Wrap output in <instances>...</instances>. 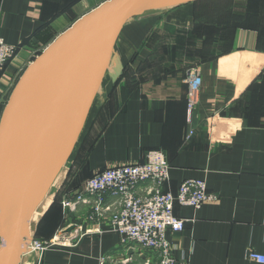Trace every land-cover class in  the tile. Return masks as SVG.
<instances>
[{"label":"crops","instance_id":"0c3cea01","mask_svg":"<svg viewBox=\"0 0 264 264\" xmlns=\"http://www.w3.org/2000/svg\"><path fill=\"white\" fill-rule=\"evenodd\" d=\"M105 1L0 0V38L17 47L0 76V116L26 66ZM190 69L201 84L188 115ZM103 77L76 151L73 188L100 168L160 150L169 164L164 190L196 178L215 194L198 209L175 206L188 219L168 236L175 256L183 264H264L247 258L251 249L264 255V0H193L138 12L122 26ZM52 208L37 224L41 238L54 233ZM77 209L72 221L89 207ZM101 255L157 264L153 251L121 245L115 231L60 240L21 264H98Z\"/></svg>","mask_w":264,"mask_h":264},{"label":"water","instance_id":"95a60500","mask_svg":"<svg viewBox=\"0 0 264 264\" xmlns=\"http://www.w3.org/2000/svg\"><path fill=\"white\" fill-rule=\"evenodd\" d=\"M189 1L107 0L23 70L0 116V264H21L29 218L89 109L124 23Z\"/></svg>","mask_w":264,"mask_h":264},{"label":"built area","instance_id":"2783aa9c","mask_svg":"<svg viewBox=\"0 0 264 264\" xmlns=\"http://www.w3.org/2000/svg\"><path fill=\"white\" fill-rule=\"evenodd\" d=\"M17 47L0 38V76L6 63L15 55ZM186 105L191 115L198 104L200 73L190 69L187 77ZM169 164L160 150H149L143 162L109 165L94 171L71 194L62 199V206L77 212L78 206L89 207L79 221H70L62 241H70L87 233L115 231L121 245L135 244L149 249L157 256V264H183L174 254L170 234L179 233L188 220L175 213V206L198 209L215 199L202 179L183 180L175 192L163 189L168 178ZM83 231V232H82ZM60 242L55 236L39 240L30 233L23 240V248L37 260L49 247ZM24 250V251H25ZM25 253V252H24ZM247 258L264 263V255L247 251ZM130 258L115 259L101 255L98 264H127Z\"/></svg>","mask_w":264,"mask_h":264},{"label":"rangeland","instance_id":"374dc122","mask_svg":"<svg viewBox=\"0 0 264 264\" xmlns=\"http://www.w3.org/2000/svg\"><path fill=\"white\" fill-rule=\"evenodd\" d=\"M95 108H97L96 103L94 106L88 109L86 115L82 117L83 119L80 122L81 126L79 127V130L82 127L80 132L79 133L77 132L78 134L77 136H75L76 138H74L72 142L70 140L71 146H70V142L67 144L65 150L63 151L60 157V160L57 164L54 174L52 175L50 181L48 182V186L45 189L46 192H44L45 194L43 195L45 196L47 193L48 195L52 194V200L49 206L47 207V209L44 211V213L39 217V220L36 222V225L31 233L33 238L39 240H49L50 238L55 236L57 239L64 240L65 238H63L62 235L64 234L65 231L66 232L70 231L69 228H65V227L67 223L71 221V218L69 216L71 212L69 210H66V208L62 206V199L67 195L71 194L72 192L71 190L74 189L73 187L76 186L78 183L77 173H78L79 165L76 158V151L81 138L84 136V133L86 132V127H88V125L90 124L89 121L93 115ZM43 195L41 197H43ZM57 205L59 206L61 212L56 210ZM51 206L53 207L51 210L52 212L49 213H53V214H51V216L48 217L53 226L51 230H54V233L51 236L41 238L36 234V229H37L36 227L38 222L42 219L43 216L46 215V213L49 211ZM32 256L33 255L31 253H24L23 255H21V260L22 257L23 258L25 257L27 259V258H32Z\"/></svg>","mask_w":264,"mask_h":264},{"label":"bare ground","instance_id":"6f19581e","mask_svg":"<svg viewBox=\"0 0 264 264\" xmlns=\"http://www.w3.org/2000/svg\"><path fill=\"white\" fill-rule=\"evenodd\" d=\"M112 60V59H111ZM114 61H116V59L114 60ZM104 76V75H103ZM102 84H103V81H104V77H102ZM98 89V88H97ZM99 90V89H98ZM99 101H100V97L98 96V97H95V99H94V101H93V104H92V106H94L95 105V103H96V106L98 105V103H99ZM81 125H79L77 128H76V131H75V134H74V136H72V138H71V142L73 141V139L74 138H76L75 136H77V134L80 132V130H81V128H80V130H79V127H80ZM79 130V131H78ZM78 132V133H77ZM71 142H70V146H71ZM44 192H46V191H44ZM43 194H45V193H43ZM48 193L44 196L43 195V197H41L40 199H39V201H38V203L36 204V206H35V209L33 210V212H32V214H31V216H30V219H29V222H28V225H29V229H28V232L29 233H32V230L34 229V227H35V225H36V222L39 220V217L44 213V211L47 209V207L49 206V204H50V202H51V200H52V194H49L48 196ZM29 235V234H28ZM25 253H27L26 251H25ZM24 254V253H23Z\"/></svg>","mask_w":264,"mask_h":264}]
</instances>
